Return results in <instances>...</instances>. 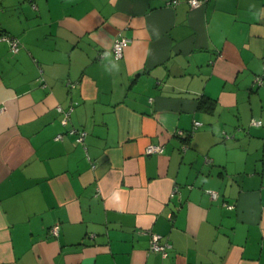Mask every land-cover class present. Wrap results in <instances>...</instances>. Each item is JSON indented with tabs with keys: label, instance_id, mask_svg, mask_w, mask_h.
<instances>
[{
	"label": "crops",
	"instance_id": "crops-1",
	"mask_svg": "<svg viewBox=\"0 0 264 264\" xmlns=\"http://www.w3.org/2000/svg\"><path fill=\"white\" fill-rule=\"evenodd\" d=\"M0 31V264H264V0H0Z\"/></svg>",
	"mask_w": 264,
	"mask_h": 264
},
{
	"label": "built area",
	"instance_id": "built-area-1",
	"mask_svg": "<svg viewBox=\"0 0 264 264\" xmlns=\"http://www.w3.org/2000/svg\"><path fill=\"white\" fill-rule=\"evenodd\" d=\"M188 3L190 4L191 7H197L200 6L202 4H204L207 0H195V4L192 3V0H187ZM167 4L175 6L179 0H166ZM0 40L2 41H6L9 43V49L12 53H16L18 52L20 45H19V41L17 40V38H15L14 36H11L7 33L4 32H0ZM129 42V39L126 37H121L118 38L112 47L113 53H114V57L118 58L122 55L123 49L124 47L127 45V43ZM261 78V77H259ZM259 78L257 77L258 81ZM60 110V108H58ZM61 122L63 125H66L68 122V113H64V115L61 118ZM256 124H260V121H255ZM201 123L199 121H194L193 122V126L196 128L200 125ZM70 133H74L75 134V141L76 143H83L86 132L84 130H80V129H76V128H71L68 130ZM178 133H182V131H178ZM61 134H58L57 138H60ZM186 145L183 146V148H185ZM164 150V147L162 145H157V144H149L148 146H146V153L147 154H152V153H162ZM94 166V164H93ZM227 207H231L230 205H228ZM49 233L52 234L53 236H57L58 235V231H59V224L58 223H54L53 225H51L49 227ZM170 248V245L167 241H162L161 240V236L157 233H150V243H149V250L151 251H157L159 252L163 257H166L168 255V249Z\"/></svg>",
	"mask_w": 264,
	"mask_h": 264
},
{
	"label": "clouds",
	"instance_id": "clouds-1",
	"mask_svg": "<svg viewBox=\"0 0 264 264\" xmlns=\"http://www.w3.org/2000/svg\"><path fill=\"white\" fill-rule=\"evenodd\" d=\"M192 3L195 4V0H192ZM254 6H250V8H252ZM253 15H255L253 13ZM153 32L156 35L157 38H159V30L157 28H153ZM102 60L104 61V71L109 74H117L120 72V65L117 63V60L115 58H113V54L111 50H106L103 55H102ZM114 198L116 200H119V196L115 195Z\"/></svg>",
	"mask_w": 264,
	"mask_h": 264
},
{
	"label": "trees",
	"instance_id": "trees-1",
	"mask_svg": "<svg viewBox=\"0 0 264 264\" xmlns=\"http://www.w3.org/2000/svg\"><path fill=\"white\" fill-rule=\"evenodd\" d=\"M1 32V31H0Z\"/></svg>",
	"mask_w": 264,
	"mask_h": 264
}]
</instances>
